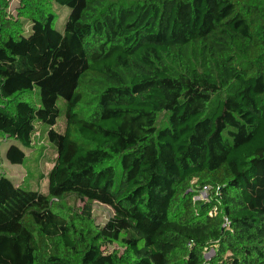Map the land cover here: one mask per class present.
<instances>
[{
	"label": "trees",
	"instance_id": "1",
	"mask_svg": "<svg viewBox=\"0 0 264 264\" xmlns=\"http://www.w3.org/2000/svg\"><path fill=\"white\" fill-rule=\"evenodd\" d=\"M39 126L47 194L0 175V264H264V0H0L9 164Z\"/></svg>",
	"mask_w": 264,
	"mask_h": 264
},
{
	"label": "rangeland",
	"instance_id": "2",
	"mask_svg": "<svg viewBox=\"0 0 264 264\" xmlns=\"http://www.w3.org/2000/svg\"><path fill=\"white\" fill-rule=\"evenodd\" d=\"M54 12L57 16L55 30L62 32L64 22L68 16V9L53 4ZM61 116L55 125V129L62 131L64 129V110L63 105L59 104ZM48 128L39 126L33 136L35 151L30 153L21 166L11 165L5 160V151L8 143L0 142V175L12 179L15 184L26 187L40 194H47L48 174L54 165L55 150L48 143L46 138ZM73 207L72 202L67 203ZM76 203L75 207H81ZM112 215L109 207L94 203L92 207V217L97 225H103Z\"/></svg>",
	"mask_w": 264,
	"mask_h": 264
},
{
	"label": "built area",
	"instance_id": "3",
	"mask_svg": "<svg viewBox=\"0 0 264 264\" xmlns=\"http://www.w3.org/2000/svg\"><path fill=\"white\" fill-rule=\"evenodd\" d=\"M207 191H208L207 187L202 188V190L199 192V195L197 197H195L194 200L205 199Z\"/></svg>",
	"mask_w": 264,
	"mask_h": 264
}]
</instances>
